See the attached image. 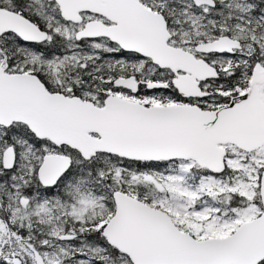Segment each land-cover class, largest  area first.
I'll list each match as a JSON object with an SVG mask.
<instances>
[{
  "label": "snow or ice",
  "instance_id": "obj_1",
  "mask_svg": "<svg viewBox=\"0 0 264 264\" xmlns=\"http://www.w3.org/2000/svg\"><path fill=\"white\" fill-rule=\"evenodd\" d=\"M0 264H264V0H0Z\"/></svg>",
  "mask_w": 264,
  "mask_h": 264
}]
</instances>
